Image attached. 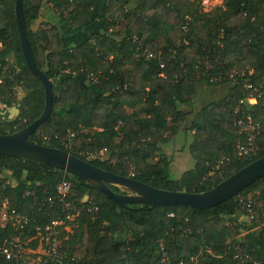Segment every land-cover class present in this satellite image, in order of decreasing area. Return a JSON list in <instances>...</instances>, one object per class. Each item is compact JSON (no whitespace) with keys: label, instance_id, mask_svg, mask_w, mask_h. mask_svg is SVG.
Here are the masks:
<instances>
[{"label":"trees","instance_id":"1","mask_svg":"<svg viewBox=\"0 0 264 264\" xmlns=\"http://www.w3.org/2000/svg\"><path fill=\"white\" fill-rule=\"evenodd\" d=\"M14 2L0 0V101L16 110L12 118L0 115V134L26 126L41 114L44 105L42 84L23 59ZM130 3L133 6L129 8ZM42 4H48L59 18L75 26L97 18L103 30L90 34L77 46L64 48L57 26L51 21L38 22ZM95 4L96 0L22 2L34 60L52 81V112L35 130L56 135L49 146L84 160L92 154L95 157L88 160L92 165L149 186L187 192L205 191L264 155V106L243 102L244 113L261 126L257 136L261 149L252 159L226 166L222 177L210 173L206 162L229 155L235 146L238 135L233 126L234 108L246 91L242 81H209L212 68L202 74L204 61H214L212 49L220 40L224 46L223 74L248 67V80L264 86V0H224V7L215 6L207 12H198V5L190 0H106L101 12L93 15ZM110 28L115 29L113 33ZM132 36L147 49L161 51L163 76L156 61L146 60L135 48ZM172 48L175 56L170 58ZM89 73L98 78L97 83H91ZM198 83L219 86L225 93L223 99L201 107L192 119L188 150L193 167L172 178V158L161 146L185 123L184 105L190 102ZM16 86L23 91L19 99L14 97ZM67 130L75 133L74 141H79L73 150L61 144L67 140ZM29 139L33 140V135ZM0 170L17 183L2 189L0 181V194H6L18 212H33L40 224L57 211L45 207L49 216H37L39 200L63 177L73 182V199L89 198L97 205L94 213L84 212L74 218L63 241L75 264H155L161 239L174 261L187 260L199 249H208L199 264H264L262 238L251 232L242 235L248 225L236 201L237 195L257 190L255 195L264 203V175L224 202L193 208L118 204L60 169L16 157L0 155ZM109 187L119 191L116 186ZM25 189L29 194L22 196ZM169 212L173 216H168ZM249 222L264 231V226ZM11 232L0 228V237ZM238 252L242 257H235ZM4 263L0 258V264Z\"/></svg>","mask_w":264,"mask_h":264},{"label":"built area","instance_id":"2","mask_svg":"<svg viewBox=\"0 0 264 264\" xmlns=\"http://www.w3.org/2000/svg\"><path fill=\"white\" fill-rule=\"evenodd\" d=\"M190 1H194L198 5V12H207L215 6L224 7V0ZM208 3L210 7L204 9V7H206L205 5ZM189 21L188 18L183 26L184 28L187 27ZM117 29L118 28H116V30ZM131 42L135 44L137 50L141 51V54L146 60L156 61L158 69L160 70L159 75L163 76L162 71L165 64L161 51L154 52L147 49L136 36L131 37ZM216 45L217 48L212 49L214 61L212 64L207 60L204 61L202 74L205 75L206 71L212 68L214 73L209 76V81L215 82L225 78H227L230 83H240V81H242L246 91L245 97L243 99H238V104L234 108V113L236 115L233 118V126L238 135L235 146L232 148L229 155L214 162H206V165L210 168L211 174H217L218 177H222L223 169L226 166L240 159H252L258 155L261 149L257 141L261 126L251 118L250 114L244 113L243 102L247 103V105L260 103L264 106V86L261 87L259 84H254L248 80V75L251 73L248 67L242 70L232 69L226 75L223 74L220 70L223 58V42L219 40ZM169 51L170 58L175 56V49L172 48L169 49ZM180 66L185 67L183 63H180ZM196 68L197 65H195V69ZM87 76L88 79H91L92 84L98 82L96 76H91L90 73ZM195 76L198 77L199 75L196 74ZM17 88L16 86L14 89L16 90ZM32 135V141H39L37 143L48 146L52 141V137H56V135L47 134L43 130L34 131L31 136ZM74 137L75 133L67 130V140L61 143L62 146L67 150L75 149L76 144L73 140ZM78 153L81 154L80 151ZM94 157L95 156L92 154H87L86 159L88 161ZM0 181L2 182V189L17 186L16 181L9 178L7 173H3L1 170ZM72 189L73 182L71 178L63 177L54 185L51 191L46 193L39 200L37 216H49L50 213L44 210L45 207L57 211L53 218L41 224L37 222L38 219L35 218L36 215H34L33 212L31 214L18 212L13 206L10 198L6 194H0V228H9L12 231L10 235L0 237V258L5 261L4 264H75L74 257L71 256L68 249L63 245V241L68 237V233L71 231L70 224L74 218L84 212L94 213L97 210V205L89 198L76 201L71 197ZM43 192H45V190H43ZM21 194L22 196H27L29 190L25 189ZM236 201L240 210L245 213V217L248 221L256 222L258 225H264V203L257 195L242 196L239 194L236 197ZM168 216H173V212H169ZM205 250L208 251V249ZM205 250L199 249L197 253L190 256L187 260L174 261L167 254L166 244L161 239L158 242L155 264H199V258ZM236 256L242 257L239 252L235 257Z\"/></svg>","mask_w":264,"mask_h":264},{"label":"water","instance_id":"3","mask_svg":"<svg viewBox=\"0 0 264 264\" xmlns=\"http://www.w3.org/2000/svg\"><path fill=\"white\" fill-rule=\"evenodd\" d=\"M23 0H15L14 12L24 62L28 70L41 82L44 91V105L41 114L26 126L10 134H0V155L16 157L51 166L74 176L118 204H140L147 206L186 205L193 208H210L236 195L264 175V155L258 157L215 186L202 192L170 191L155 188L131 176L116 174L92 165L62 149L43 145L29 139L39 125L47 120L53 108L52 81L37 66L27 37L23 16ZM113 185L124 192H115ZM238 216L241 215L237 211Z\"/></svg>","mask_w":264,"mask_h":264},{"label":"crops","instance_id":"4","mask_svg":"<svg viewBox=\"0 0 264 264\" xmlns=\"http://www.w3.org/2000/svg\"><path fill=\"white\" fill-rule=\"evenodd\" d=\"M105 2L106 0H96L94 9L100 8V12H101ZM94 9H93V13L95 12ZM39 21H51L57 26L58 33L61 37V42L64 48H72L74 46H77L81 44L85 39L90 37V34L94 32H101L103 30L102 27L100 28L95 27L96 24L92 21L89 23L79 25V26L72 25L62 20L61 18H59L56 12L53 11L52 8L48 4H42L41 11H40L39 18H38V22ZM224 93H225V89L222 90L221 87L219 86L216 87V86L205 85L203 83H198L194 87L193 96H194V100L196 99L195 101H197L196 104L203 103V105L201 106L203 107L211 103L212 101H214V99L215 101L219 100V98L222 97ZM21 94L23 95V91H21ZM21 97H18V99ZM3 108L5 109L4 111L5 113L8 114V112L9 113L11 112L10 113L11 118L14 117V115L16 114V110L14 107L3 105ZM192 161L194 164L193 159ZM243 218L246 219V217H242V220ZM245 223H247L248 229L242 232V234L244 233L243 236H247L249 232L255 233L257 237L260 236L262 238V239L260 237L258 238V239H261L259 240L260 243L264 244V231L258 230V227L256 225L251 226L248 220Z\"/></svg>","mask_w":264,"mask_h":264},{"label":"rangeland","instance_id":"5","mask_svg":"<svg viewBox=\"0 0 264 264\" xmlns=\"http://www.w3.org/2000/svg\"><path fill=\"white\" fill-rule=\"evenodd\" d=\"M132 6H133V3H130L128 5L129 8ZM205 6L206 7H204V9L209 8L210 4L208 3ZM94 11L95 12L93 15L99 14L100 8H95ZM92 22H94L96 24L95 27H97V28L102 27V23L99 19H97V18L92 19ZM114 30L115 29L110 28L109 32L113 33ZM12 59L13 58L11 56L9 58V60L12 61ZM222 87H225V86L222 85ZM21 91L22 90L20 88H17L15 90L14 97L15 96H16V98L21 97V95H22ZM220 99H223V96H222V98L220 97ZM195 100H194V96H192V98L190 99V102H187L184 105V110L187 113L186 117H185V121H184L185 123L183 124L182 127H180L179 131L172 137V139L170 141H167L166 143L162 144V146H161V148L165 151V153L172 158V162L170 164V174H171L172 178L180 177L183 172H185L187 169L193 167V161H192L193 158L191 157V154L189 153V150H188V146H189V143L191 142V136H192V130L189 129V125H190L192 119L198 113L201 106L203 105V103L196 104L197 101H195ZM214 101H215V99H214ZM4 111H5V109L3 108V102L0 101V113H1L0 115L2 117H4V116L9 117L11 112L10 113L8 112V114H7ZM77 142L79 143V141H74V143L76 145L78 144ZM101 154H103V152ZM104 155L106 156V153H104ZM130 166H129V171H128L129 175L132 174V172H131L132 170H131ZM118 189H119V191H118L119 193L124 192L121 188L118 187ZM256 192H257V190H255L253 192H244V194H240V195H242V196L255 195ZM246 219L243 218V221L247 222ZM263 226L264 225H259V228L263 227ZM242 235H244V233Z\"/></svg>","mask_w":264,"mask_h":264}]
</instances>
